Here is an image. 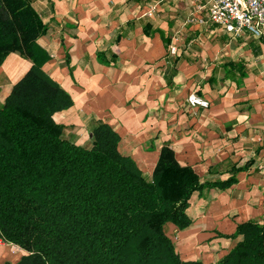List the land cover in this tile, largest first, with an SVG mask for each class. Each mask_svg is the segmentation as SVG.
Returning a JSON list of instances; mask_svg holds the SVG:
<instances>
[{"label": "crops", "instance_id": "0c3cea01", "mask_svg": "<svg viewBox=\"0 0 264 264\" xmlns=\"http://www.w3.org/2000/svg\"><path fill=\"white\" fill-rule=\"evenodd\" d=\"M31 1L48 26L43 69L71 99L54 114L63 136L90 146L106 122L146 178L169 146L209 183L190 196L188 226L165 224L184 259L215 262L239 240V223L264 224L261 39L209 21V0ZM31 65L18 51L0 62V105ZM192 92L210 105H190ZM23 251L0 239V263Z\"/></svg>", "mask_w": 264, "mask_h": 264}, {"label": "trees", "instance_id": "16d2710c", "mask_svg": "<svg viewBox=\"0 0 264 264\" xmlns=\"http://www.w3.org/2000/svg\"><path fill=\"white\" fill-rule=\"evenodd\" d=\"M48 26L31 0H0V62L13 51L32 60L0 105V239L24 251L0 264H264V224L247 220L219 260L184 259L165 231L191 222L193 191L209 185L169 146L151 179L102 122L84 146L63 136L54 114L69 93L44 69L38 44Z\"/></svg>", "mask_w": 264, "mask_h": 264}, {"label": "built area", "instance_id": "2783aa9c", "mask_svg": "<svg viewBox=\"0 0 264 264\" xmlns=\"http://www.w3.org/2000/svg\"><path fill=\"white\" fill-rule=\"evenodd\" d=\"M208 20L228 33H248L264 42V0H209ZM176 50V47H171L170 53ZM187 101L192 106L210 105L207 98L195 92L188 95Z\"/></svg>", "mask_w": 264, "mask_h": 264}]
</instances>
